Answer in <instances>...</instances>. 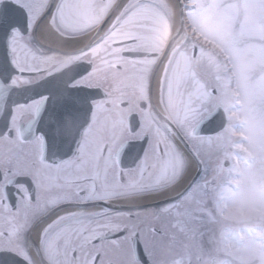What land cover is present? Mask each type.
Masks as SVG:
<instances>
[{
    "label": "snow or ice",
    "instance_id": "snow-or-ice-1",
    "mask_svg": "<svg viewBox=\"0 0 264 264\" xmlns=\"http://www.w3.org/2000/svg\"><path fill=\"white\" fill-rule=\"evenodd\" d=\"M0 264H264V0H0Z\"/></svg>",
    "mask_w": 264,
    "mask_h": 264
}]
</instances>
